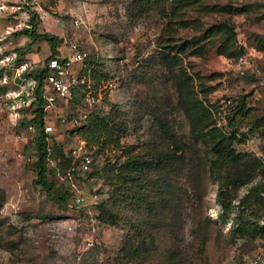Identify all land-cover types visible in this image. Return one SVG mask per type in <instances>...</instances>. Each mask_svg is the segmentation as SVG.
<instances>
[{
	"label": "rangeland",
	"instance_id": "374dc122",
	"mask_svg": "<svg viewBox=\"0 0 264 264\" xmlns=\"http://www.w3.org/2000/svg\"><path fill=\"white\" fill-rule=\"evenodd\" d=\"M132 2L0 0V5L4 4L0 10V95L17 91L21 85L22 75L7 60L9 56L29 62L28 69L35 70L44 66L51 54L46 40L32 41L24 32L33 14L38 15L39 31L61 36V55H67L72 43H77L111 75L99 85L95 100L85 102L72 117L68 116L66 100L47 89L55 97L52 102H56L45 108V128L51 126L46 130L53 135L50 145L56 140L67 152L90 158L88 168L84 167L85 157L77 163L76 173L72 167L49 173L58 190L69 188L72 192L65 207L37 183L36 129L22 123L23 118L32 115L33 106L21 107L17 113L0 97V264H119L122 260L121 248L131 233L130 224L125 220L116 224L102 221L98 204L110 196L113 188L105 167L117 157L123 160L125 155L114 145L87 150L86 140L71 130L91 110L100 108L106 113L112 104H118L129 126L121 142L134 146L137 152L143 150L148 138L153 110L166 115L176 123L177 130L185 132L187 126L178 109L175 89L180 70L168 69L162 63V50L167 49L164 43L205 38L207 28L213 24L232 25L237 34L235 44L258 64L259 72H239L234 64L236 58L212 45L220 37L207 42L204 55L188 50L183 59L187 72L195 75L198 71L203 76L200 79L195 75V91L211 107L217 124L228 133L236 129L242 136L233 143L237 151L264 158V135L259 129L249 130L250 117L264 120V47L259 44L264 37V0H149L144 5ZM234 7H244L245 11L231 12ZM83 67L84 60L75 63L72 70L80 74ZM242 99L250 116L238 113L231 123L230 117ZM253 135H259L260 140L251 142ZM55 164L51 157L49 166ZM179 183L193 199L182 205L178 227L156 233L157 250L151 261L175 258L186 264H243L245 256L264 248L261 238H233L231 234L239 224L236 217L240 200L253 183L240 187L225 221L220 217L223 207L218 201L216 182L206 179L194 187L196 183L187 179L186 173ZM197 214L203 225L196 221ZM263 221L264 217L260 218L261 224Z\"/></svg>",
	"mask_w": 264,
	"mask_h": 264
},
{
	"label": "trees",
	"instance_id": "16d2710c",
	"mask_svg": "<svg viewBox=\"0 0 264 264\" xmlns=\"http://www.w3.org/2000/svg\"><path fill=\"white\" fill-rule=\"evenodd\" d=\"M132 1L137 5H144L149 0ZM230 11L238 13L245 11V8L234 7ZM29 25L24 32L32 41L46 40L51 50L49 57L61 55L58 48L62 41L61 36L48 30L39 31L37 14L31 15ZM216 37H220V40L213 41L212 45H216L219 52L236 59L244 54L235 44L237 34L228 22L208 27L205 38L195 37L179 44H163L167 49L162 50V63L168 69L173 67L180 70L175 77V89L178 109L187 126L185 132L177 130L174 126L176 123L170 121L166 115L153 110L148 138L144 142L143 150L137 152L134 146L127 147L121 142V138L128 133L129 126L118 104H112L106 113L100 108L91 110L86 118L82 119V123L71 130L86 140L87 150L95 146L101 149L114 145L125 155L123 160L117 157L109 167H105L108 168L107 178L113 188L110 196L98 204L102 221L116 224L125 220L130 224L131 233L121 248L122 260L119 264H186V261L175 258L151 261L157 250L156 233L160 229L168 228L173 231L178 227L182 205H185L186 201L191 203L193 199L179 183L186 173L187 179L196 183L194 187H198L206 179L218 184V201L223 207L220 217L224 221L234 208L233 201L238 196L240 187L253 183L240 200V213L236 217L239 224L232 229L231 234L233 238L258 237L264 240V223L259 222L260 218L264 217V158L253 152L237 151L233 143L235 140L240 141L242 136H239L236 129L233 133H228L217 124L213 110L195 91V75L200 79L203 76L198 71L195 75L187 72L183 59V54L188 50L196 55H204L208 50L207 42ZM259 44L264 47V37L259 39ZM17 60L21 63V59L16 58V63ZM83 60L84 67L80 77L84 78V82L76 86L68 97L57 95L66 100L68 116L71 117L77 115L79 108L88 102L87 94L91 93L97 97L101 82L111 77L91 55L86 54ZM48 71L47 67L42 66L35 70L27 69L21 74V82L24 78H35L38 82L35 98L27 107L33 106L32 115L23 118L22 123L33 125L36 129L34 167L38 175L37 183L46 189L60 206L65 207L72 192L69 188L58 190L49 173L58 169L65 172L68 167H72L76 173L77 163L82 162L87 154L76 156L67 152L56 140L52 145L49 143L53 135L45 128V108L50 105V101L43 96ZM201 89L205 90V87L202 86ZM250 112L242 99L230 117L231 123L238 113L250 116ZM249 119V130L259 129L264 135V120L251 117ZM242 135L246 136V132H242ZM51 157L56 162L53 167L49 166ZM198 197L202 199V196ZM196 221L199 226L203 225V220L198 214Z\"/></svg>",
	"mask_w": 264,
	"mask_h": 264
},
{
	"label": "built area",
	"instance_id": "2783aa9c",
	"mask_svg": "<svg viewBox=\"0 0 264 264\" xmlns=\"http://www.w3.org/2000/svg\"><path fill=\"white\" fill-rule=\"evenodd\" d=\"M4 8V4L0 5V10ZM86 56V52L78 47L77 43H72L71 51L67 55L48 57L44 66L48 68V73L44 81L43 96L46 97L52 104H54V96H50L47 91L48 88L53 90L57 95L68 97L72 94L73 89L84 82V78L80 77V74H76L72 67L75 63L81 62ZM8 61H11L15 65V69L18 74L25 72L30 66L29 62L24 61L16 63L15 56H9ZM235 68L245 74L249 69L253 72H259L260 68L253 60H251L245 54L240 55L235 61ZM37 80L35 78H24L21 82L20 88L16 90H10L1 94L0 97L4 100L6 106L13 109L18 113L19 108L28 107L31 105L35 98V89L37 86ZM87 100L92 102L95 100L93 94L88 93ZM50 103V105H51ZM47 129H51V126H47ZM260 140L259 135H253L250 138L251 142H258ZM84 160L85 168H88L90 158L85 156ZM81 199V198H80ZM264 222V221H263ZM243 264H264V248L259 249L253 254H248L244 258Z\"/></svg>",
	"mask_w": 264,
	"mask_h": 264
}]
</instances>
